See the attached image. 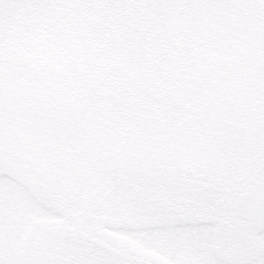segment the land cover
I'll return each mask as SVG.
<instances>
[{
	"label": "trees",
	"instance_id": "16d2710c",
	"mask_svg": "<svg viewBox=\"0 0 264 264\" xmlns=\"http://www.w3.org/2000/svg\"><path fill=\"white\" fill-rule=\"evenodd\" d=\"M7 76L44 97L68 137H96L103 160L122 162L133 180L196 169L225 186L264 170L262 0H0ZM2 190L13 193L0 191V213L14 206L16 231L43 210L64 226L79 215L73 189L46 208ZM63 249L50 264H118Z\"/></svg>",
	"mask_w": 264,
	"mask_h": 264
},
{
	"label": "flooded vegetation",
	"instance_id": "af4514ba",
	"mask_svg": "<svg viewBox=\"0 0 264 264\" xmlns=\"http://www.w3.org/2000/svg\"><path fill=\"white\" fill-rule=\"evenodd\" d=\"M56 117L49 113L46 99H41L40 94L13 89L0 99L1 131L8 137L23 138L22 150L27 160L7 156L4 150L12 141L0 142V168L15 174H0V191L13 195L2 187L20 188L23 192L19 194L39 199L45 208L47 194L36 191L42 186L48 190L56 183L65 182L67 177L70 186L85 183L91 189L77 199L79 215L69 231L68 240L73 243L68 247L89 248L120 264L132 263L106 249L123 254L134 264H264V226L257 229L252 211V191L257 187L264 191L263 168L254 175L241 177L236 184L230 181L225 186L222 180L196 169L181 170L176 175H157L152 184L144 179L133 180L122 169L125 164L103 160V151L107 149L96 137L84 140L73 138V133L68 137L69 132H62L59 126L62 118ZM129 187L134 188L133 196L129 194ZM63 190L71 191L65 186L56 193ZM111 195H116L114 201L118 208L114 215L106 213ZM133 200L140 202L136 210L145 216L129 222L132 217L128 215L123 220V206L128 209L126 204ZM0 206L6 204L0 203ZM9 213L10 219L0 215L8 232L0 230L11 242L9 235L15 234L18 225L13 205ZM46 220L44 210L39 216L33 214L25 230ZM86 225L94 229L88 232L84 229ZM129 227L135 231L126 238L113 240L112 230L128 232ZM226 237H234L235 242L223 250ZM48 247L50 250L52 245ZM49 250L31 254L29 264H50ZM65 251L62 249L61 255Z\"/></svg>",
	"mask_w": 264,
	"mask_h": 264
},
{
	"label": "rangeland",
	"instance_id": "374dc122",
	"mask_svg": "<svg viewBox=\"0 0 264 264\" xmlns=\"http://www.w3.org/2000/svg\"><path fill=\"white\" fill-rule=\"evenodd\" d=\"M21 82V79L18 80L17 76H7L5 79H3L2 81L0 80V99H2L3 97H5V95L7 93H10L11 90H13L15 87H18L17 85ZM10 174L12 173V171H9ZM8 170L3 167L0 168V174H4V173H9ZM200 173V172H199ZM13 175H15L14 173H12ZM141 176V175H138ZM64 181L68 183V177L67 179L64 178ZM65 182H62L60 185L59 184H55L52 185L50 188L45 189L44 186H42L40 189L41 190H36L37 192H41L42 194L46 193L47 197H49V194L51 195V197H53L56 194V190H60V189H64L65 186H67L69 189H75L78 190V192L80 193H85L88 190H90L91 188H88L87 185L84 183V185L78 184V183H74L73 185H66ZM41 183V182H40ZM32 185H38L36 182H31ZM29 184V186L31 185ZM31 185V188H35L34 186ZM47 187V186H46ZM87 190V191H86ZM119 189L116 190V192H118ZM65 191V190H63ZM59 193V192H57ZM72 193V190L69 191V194ZM45 198L46 201H48L50 198ZM112 198V199H111ZM114 199H116V195H111V197L108 199V207L109 210H107V214L109 212V215L112 214L114 215V212L118 210V208L115 205V201ZM129 205V207H128ZM140 202L138 200H133V202H129L126 204V207L128 209H126L123 206V220L126 218V216L128 215V217H132L130 218V220H128L129 222L132 219H136L137 217L140 219V217L142 218V216H145V213L140 212V210H136L138 207H140ZM130 208V209H129ZM107 215L105 218H108ZM118 216V213L115 214ZM48 216V214H47ZM113 217V216H112ZM48 220H46V222H41L39 221L38 223H36L35 225H33L30 230L28 231L25 230L24 228H22L23 230L19 233H15L12 235H9L11 237L12 242L9 243L8 240H10V238L8 236H3L2 231L0 230V264H29L30 261H32V256L31 254L37 252L39 253L40 251H44V249L49 250L48 246L52 245V247H50L51 249L49 250L50 254L48 256V259H52L53 257H59V259H61L64 255H61L62 253V249L63 248H68V237H69V231L70 229H73V226H69V225H63L64 223L62 222V220L60 218H57L55 216H48L46 217ZM104 218V219H105ZM118 218V217H117ZM128 223V222H127ZM0 228H3V232L4 230L6 232H8V230L4 229V222L0 219ZM130 229H128V232H125L124 229L119 230H115V231H111V236L113 238V240H115L114 238H126L127 236L130 235V233H133L135 230H132L133 227H129ZM143 228V227H142ZM147 228V227H146ZM145 228V229H146ZM86 231H92L94 228L93 227H89V226H85L84 228ZM143 229H137L136 231H141ZM144 231V230H143ZM222 238V235H220ZM226 241H225V248H223V250H225L226 248H228L230 245H232L233 241L235 242V238L234 237H226ZM3 239H6L5 242H2ZM3 244V245H2ZM9 245V248H8ZM3 250H5L3 252ZM60 251V252H59ZM53 252H56V254H53ZM71 252V251H69ZM72 253V252H71ZM46 256V253L44 254ZM106 260H99L97 263L94 264H109L107 262H105ZM119 264V263H118ZM169 264V263H167Z\"/></svg>",
	"mask_w": 264,
	"mask_h": 264
},
{
	"label": "water",
	"instance_id": "95a60500",
	"mask_svg": "<svg viewBox=\"0 0 264 264\" xmlns=\"http://www.w3.org/2000/svg\"><path fill=\"white\" fill-rule=\"evenodd\" d=\"M3 128V127H1ZM1 128H0V134L2 136V139H0V142L1 143H5V141H12V144L10 145H7V147L5 148L4 152L7 156H12L14 158H17L19 160H24V161H27L25 159V153L23 152L22 148H23V138L21 139H17V137H20V136H15V137H8L6 135H4L1 131ZM256 214V217H257V229L259 230L261 226H264V203L260 204L258 206V209L256 210L255 212ZM109 252L113 253V254H116V255H120L122 257H125L121 254H117L113 251H110L108 250ZM126 258V257H125ZM127 260L131 261L130 259L126 258Z\"/></svg>",
	"mask_w": 264,
	"mask_h": 264
}]
</instances>
